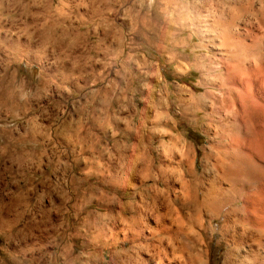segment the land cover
<instances>
[{
  "label": "clouds",
  "instance_id": "1",
  "mask_svg": "<svg viewBox=\"0 0 264 264\" xmlns=\"http://www.w3.org/2000/svg\"><path fill=\"white\" fill-rule=\"evenodd\" d=\"M0 264H264V0H0Z\"/></svg>",
  "mask_w": 264,
  "mask_h": 264
}]
</instances>
